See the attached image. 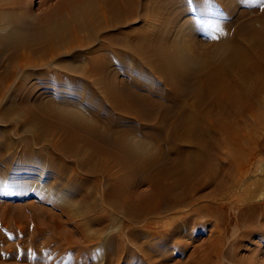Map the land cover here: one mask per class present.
<instances>
[{"label": "bare ground", "instance_id": "1", "mask_svg": "<svg viewBox=\"0 0 264 264\" xmlns=\"http://www.w3.org/2000/svg\"><path fill=\"white\" fill-rule=\"evenodd\" d=\"M175 2L180 5L171 7ZM212 5L223 9L219 17L209 8ZM5 9L0 12V31H4L0 32V44L7 48L6 52L33 46L32 41L38 37L33 38L34 33L17 17L14 8ZM59 11L61 16L56 24L51 19L53 12L46 16L50 24L44 21L43 27L35 31L39 38H44V47L38 56L23 60L25 78L27 82L33 79L34 74L28 72L30 68L54 66L55 71L72 74L74 79H90L104 99L100 96V105L88 107V116L79 104H73L77 91L68 90L65 99L62 98L68 102L67 106H62L35 83L30 87L16 84L11 94L2 84L16 70L0 75V120L17 118L20 113L17 109L23 107L34 120L28 126L40 129L34 133L35 140L47 143L62 160L70 159L68 170L72 177L73 173H82L78 180L69 177L68 182L71 181L76 192H68V188L60 195L53 192L64 204L59 207L65 225L52 237L58 244L78 250L102 244L108 230L117 231L120 226L108 206L124 214L129 223L140 222L142 217L164 209L182 213L184 206L198 200L194 192H202L201 198H214L236 186L237 174L264 126V0H250L242 9H236L230 0H62ZM189 12L203 18L194 23L186 18ZM137 19L143 20V24L136 28L133 25ZM193 26H207L209 37L200 40ZM66 39L70 42L61 50ZM184 40L188 41L186 45L182 44ZM97 42L99 45H92ZM84 48L87 51L83 58L88 61L82 65L79 55L73 56L72 52ZM60 56L75 61L58 62ZM42 73L38 77L42 78L45 74ZM87 89L93 93V88ZM52 127V132L61 139L50 137ZM10 145L0 144L2 177L5 170L16 166L12 163L15 160ZM221 154L226 160L221 159ZM18 165V169L26 168L24 164ZM56 166L55 162L50 164L52 173ZM114 167L118 173L111 172ZM97 176L104 181L99 183ZM142 183L150 189L138 194L135 189ZM262 206L264 202L250 205L249 209L243 205L236 216L237 223L264 230V215H256ZM30 209L37 220L39 206L30 204ZM215 210L210 206L209 212L218 220ZM16 213L20 220L16 224L22 225L25 214ZM43 214L59 226L57 213L45 208ZM180 215L182 222L189 221L190 213ZM1 221L8 223L5 218ZM39 222L41 229L48 232L47 222ZM156 222L149 221L146 225L153 226ZM176 222L180 221L170 217L167 225ZM18 226L23 232L25 227ZM41 229L36 225L33 241L42 233ZM132 229L119 236V253L110 256L108 264H117L124 255L128 249L125 239L141 249ZM221 238L212 237L209 241L213 257L218 253ZM48 250L47 245H39L38 257H45ZM209 251H204L196 262L212 263ZM80 260L81 263L73 259L65 263H88ZM247 264H254V260Z\"/></svg>", "mask_w": 264, "mask_h": 264}, {"label": "rangeland", "instance_id": "2", "mask_svg": "<svg viewBox=\"0 0 264 264\" xmlns=\"http://www.w3.org/2000/svg\"><path fill=\"white\" fill-rule=\"evenodd\" d=\"M60 1L62 0H0V12L2 11V9L7 10L5 9V7L14 8V11L17 12V17L27 25L28 30L35 34L40 28L43 27L45 22H48L50 24V21H47V14L54 12V16L51 19L55 21V24L57 23L58 18L61 16L59 11ZM230 1L236 9H242L247 7V4L250 0ZM18 3L20 4L18 5ZM177 4L179 3L175 2L171 5V7ZM218 6L219 5L209 6L213 14L217 17L221 15V12H223L221 6ZM0 14L2 15V13ZM187 17L191 18L192 21L195 19V23L199 22L200 18H203L201 14L193 15V13L191 12H189L186 18ZM157 20L158 19H156V21ZM67 21L70 24L72 23L71 20L69 21L67 19ZM29 24L33 27H29ZM142 24L143 20L137 19L133 26H136L137 28ZM0 32L3 33L4 31L2 30ZM193 32L199 35L198 38H200V40L209 37V33L207 32V30L201 31V28L196 26H193ZM34 34L33 38H38H36V41H32L33 46L19 48V50L15 53H13L14 51L11 49V53L6 52L7 48L3 44H0V75L8 70H16V74H13L12 76L13 78L11 77L12 79L10 78V80L6 84H2L3 87L6 90H9V92L12 94V91L17 87V85H19V83H22V85H29L28 87L32 86L31 83H35L34 85L39 84L42 87H40L39 85L38 86L42 88V90H47V92H49L50 94V97L53 98L56 102L64 104L62 106H67L65 105V103H68L62 98L66 97V94H68L69 92L76 93L77 91L78 94L76 93V98L73 104H79V106H81V108H83L85 113L89 116L90 112L87 108L94 105H96L94 107H98L100 105V96L102 98V94L99 92V90H97L96 86L93 85L90 79L77 77V79L75 78L76 81H74L75 79L72 77V74H69L62 70L60 72L55 71V68H53L54 66H48V68H40L41 70H36V68L28 69L29 74H34V77L27 82L25 78L27 71H24L25 68H22L23 66L21 64L25 62L23 60L28 57L34 58L38 56L39 51L44 47V38H39L37 34ZM174 34L176 35L177 32H174ZM67 39L60 46L61 50H64L66 48L65 46L68 45L67 43L70 42V39ZM187 43V40H184L182 42L183 45H186ZM95 44L99 45L98 42L92 43V45ZM75 50L72 52L74 53L72 55H79L82 65L87 63L88 58H83V55L87 51V48L78 49L76 51ZM65 58H61L60 56V58H58V62L62 59L66 61H75L74 58H72V60H70L69 57H67L66 59ZM41 71L45 73V77H38L39 75H41L39 74L42 73ZM75 84H77L78 86ZM4 85H6L7 87ZM76 86L77 88H75ZM87 86H90L94 89L93 93L89 92ZM59 88L62 91L59 90ZM89 94H91L92 97ZM93 94L96 95L94 97L97 100L93 98ZM92 99L95 103L92 101ZM3 103L5 105V99ZM17 110L20 112L17 118L10 120L8 119L4 122L0 120V144H3L4 142L7 144L10 143V146L12 147H10V149L13 151V154L12 152H10V154L14 155L15 160L14 162H12L13 165L17 166L18 163H20V165L24 164V167H26L24 170L18 169V165L17 167L15 166L10 170H5L3 177L0 174V263L4 262L3 264H6V262H9V264H66V260L73 259V262L81 263L80 259H85L88 262L87 264H108L109 257L119 253V236L122 237V233H125L127 231L126 229L133 228L132 232L133 234L136 233L135 235L137 236L138 244H141L142 250L139 247H136V245H134L128 239H125L124 244L126 243V249H128L124 251V255H122L117 264H201V261L198 263L196 262L197 257L201 258L204 251H209V241H212V237L222 238L218 253L216 254L217 257H213V253L209 251L211 253L210 255H212L210 256L212 257V261L210 260L212 263L209 264H239V261L244 262L243 264H247L252 260H254V264H264V230L262 228L257 229L247 227L241 225L240 223H237L236 221V216L240 212L239 210L243 207V205L249 206V209L250 205L259 204L260 202L262 204L264 202V126L259 130V133L256 136V141L255 144L251 147L248 160L246 161L240 172L237 174V179H239L238 183H236V186H234L233 188H228L223 193H220L221 195L219 194L214 198H201L200 195L202 194V192H194L192 194H194L193 196L197 197L198 200H196V203L194 202V204L192 205L184 206L181 210L183 211L182 213L178 212L175 209H164L152 212L142 217V220L140 222L129 223L124 214L115 212L110 206H108V208L112 211V214L115 213L112 216H116V221H118V223L120 224L118 230L115 231L113 229H110L111 225H108L107 229L110 230H108L109 232L106 234L107 236L102 244H100L99 246L96 244L85 246L83 247V249L78 250L72 248L67 249L64 244L60 245L58 244V241L56 239L52 238L56 230H58L65 221L63 214L60 213V209L62 206L64 207V204L61 200L55 197L53 192L56 191L58 192V195H60L64 190H66V188H68V192H76V188H74L73 184H71V181L70 183L68 181L71 180L70 178H77L78 180V178L81 177L82 173H73L72 177V174H70L69 172V170H71V163L69 161L70 159L62 160L58 153L53 150L52 147L47 143H45L44 141H36L34 137V135L36 134L34 133H36L37 131L40 132V129H35V127L28 126L29 123L31 124V122H33L34 120L30 118L29 112L26 109L21 107ZM250 121L252 122V120ZM36 125H38V122ZM52 130L53 127L50 129L51 132L49 134L51 136H49L51 138L61 139V136L54 133V131L52 132ZM26 138L28 140H26ZM29 142L30 144H28ZM27 145H30L31 147H29L31 149L26 147ZM45 146L46 148H43ZM26 148H28V152ZM81 148L85 149L84 146H81ZM259 149H261V157L259 156ZM221 159L226 160L225 155L221 154ZM54 162L58 167L56 166V170L52 173L50 164H53ZM111 172L118 173L117 167L112 168ZM64 177L66 179H62ZM60 178L61 181L63 180L62 182L65 185L60 182ZM97 179L98 181H100L99 183H102L104 181V178L102 176H97ZM149 189L150 188L148 184L142 183L138 187H136L135 190L138 194H141L147 192ZM210 189L211 187L205 190L208 191ZM52 200L54 201L51 202ZM55 203L57 205H55ZM30 204L39 206L38 211L40 216L37 220L35 219L34 214L30 209ZM59 205L61 207H59ZM220 205L227 206L225 208H228V211L224 209L223 206L221 208ZM55 206H58L56 208H59V211L57 209H54ZM201 206H203L207 211ZM210 206L213 207V209H216L215 211L218 210L217 217L220 219L221 223L219 219L217 220L216 218H214L216 217L214 216V214L209 212ZM45 208L54 211L55 214L57 213L56 215L60 220L59 226L56 227V225H54L55 223L50 222V217L43 214V210ZM19 211H22V213L25 214V218L24 220H22L23 224L19 225L23 228L25 227L23 232L20 231V229L22 228L16 227L18 226V224H16L18 223L17 221L20 222V220H17L16 218V212ZM183 213H190L189 221L182 222L181 220H183V217L179 219L181 217L180 214ZM261 213L264 215V206H262L260 210L256 211V215ZM170 217H176L177 221L180 222H176L178 224L174 223V225H172V223L169 226V224L167 225V222H169ZM2 218H5L8 221V225L1 221ZM13 219L16 220L14 221ZM256 219V224L258 227L260 226V217L258 216V218ZM39 220L42 222L44 221L45 223L47 222L49 226L48 232L46 231L47 229L45 231L44 229H41L42 226ZM149 221L157 222L156 225L153 226L148 223V226L146 225V223ZM9 222L11 223L9 224ZM165 224L167 226H165ZM36 225L38 226L39 230H42V233L37 236L35 241H33L32 237L36 230ZM126 226L129 228H127ZM41 244L47 245L49 250L45 257L40 258L38 257L39 254L37 248L39 250V245ZM221 245L223 246L221 247ZM220 247L222 250L220 249ZM99 248L100 250H98ZM219 251H221V254H219Z\"/></svg>", "mask_w": 264, "mask_h": 264}, {"label": "snow or ice", "instance_id": "3", "mask_svg": "<svg viewBox=\"0 0 264 264\" xmlns=\"http://www.w3.org/2000/svg\"><path fill=\"white\" fill-rule=\"evenodd\" d=\"M193 22H194V23L196 22L195 19L193 20ZM206 30H207V26H204V27L201 28V31H206ZM212 38L215 39L214 36H213Z\"/></svg>", "mask_w": 264, "mask_h": 264}, {"label": "crops", "instance_id": "4", "mask_svg": "<svg viewBox=\"0 0 264 264\" xmlns=\"http://www.w3.org/2000/svg\"><path fill=\"white\" fill-rule=\"evenodd\" d=\"M258 152H259V156L261 157L262 156L261 149H259Z\"/></svg>", "mask_w": 264, "mask_h": 264}]
</instances>
